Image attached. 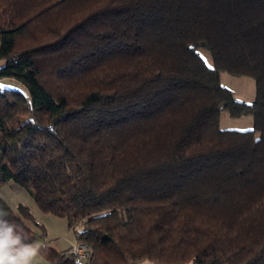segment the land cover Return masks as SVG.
I'll return each instance as SVG.
<instances>
[{"label":"trees","instance_id":"1","mask_svg":"<svg viewBox=\"0 0 264 264\" xmlns=\"http://www.w3.org/2000/svg\"><path fill=\"white\" fill-rule=\"evenodd\" d=\"M0 58L26 89H0V185L88 248L41 246L44 264H264V0H0ZM0 206L32 242L29 210Z\"/></svg>","mask_w":264,"mask_h":264},{"label":"rangeland","instance_id":"2","mask_svg":"<svg viewBox=\"0 0 264 264\" xmlns=\"http://www.w3.org/2000/svg\"><path fill=\"white\" fill-rule=\"evenodd\" d=\"M83 3H77L72 7L59 12L55 16H51L49 22H52L56 27L63 28L67 24L79 16L86 13V9L82 7ZM73 14V15H72ZM72 15V16H71ZM39 34V30H36ZM200 54L204 58L208 65H212L211 55L207 49L200 48ZM3 63V59L0 58V65ZM48 75V82L51 84L54 81L55 73ZM220 83L228 87L235 98L251 101L255 96V81L254 78L249 75H235L230 74L227 71L222 70L220 72ZM16 88L26 93L24 86L15 80L14 78H0V89L3 88ZM220 128L223 129H248L252 128L254 119L251 113H247L240 116H230L226 112H222L219 121ZM0 197L7 202L13 211L17 213V207L19 204L25 206L31 216V220H26L25 223L31 227L35 236L34 240L30 243L34 244L37 248L35 254L31 257L30 263L44 264L46 259L40 252V247H53L56 250H62L68 247H72L77 240L75 239L74 230L78 229V226L69 228L66 224V220L63 217L53 215L42 211L33 200L32 195L17 181H8L0 185ZM80 242V240H78Z\"/></svg>","mask_w":264,"mask_h":264},{"label":"clouds","instance_id":"3","mask_svg":"<svg viewBox=\"0 0 264 264\" xmlns=\"http://www.w3.org/2000/svg\"><path fill=\"white\" fill-rule=\"evenodd\" d=\"M36 251L23 226L10 219L8 210L0 206V264H30Z\"/></svg>","mask_w":264,"mask_h":264},{"label":"built area","instance_id":"4","mask_svg":"<svg viewBox=\"0 0 264 264\" xmlns=\"http://www.w3.org/2000/svg\"><path fill=\"white\" fill-rule=\"evenodd\" d=\"M70 248L71 253L77 260L83 261L87 258L88 248L83 242L76 241Z\"/></svg>","mask_w":264,"mask_h":264}]
</instances>
